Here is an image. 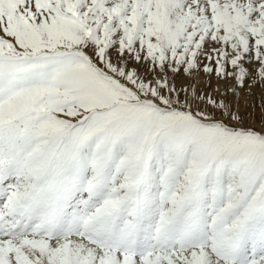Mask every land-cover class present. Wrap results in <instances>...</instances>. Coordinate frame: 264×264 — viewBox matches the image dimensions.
I'll return each mask as SVG.
<instances>
[{"label":"snow or ice","instance_id":"1","mask_svg":"<svg viewBox=\"0 0 264 264\" xmlns=\"http://www.w3.org/2000/svg\"><path fill=\"white\" fill-rule=\"evenodd\" d=\"M0 264H264V0H0Z\"/></svg>","mask_w":264,"mask_h":264},{"label":"rangeland","instance_id":"2","mask_svg":"<svg viewBox=\"0 0 264 264\" xmlns=\"http://www.w3.org/2000/svg\"><path fill=\"white\" fill-rule=\"evenodd\" d=\"M180 81H178V83H179ZM256 95H258L259 94V90H256V93H255ZM249 100H251V98H249ZM257 123H258V117H257Z\"/></svg>","mask_w":264,"mask_h":264}]
</instances>
